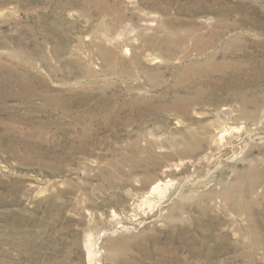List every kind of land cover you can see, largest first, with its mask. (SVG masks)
Masks as SVG:
<instances>
[{"label":"rangeland","instance_id":"obj_1","mask_svg":"<svg viewBox=\"0 0 264 264\" xmlns=\"http://www.w3.org/2000/svg\"><path fill=\"white\" fill-rule=\"evenodd\" d=\"M0 264H264V0H0Z\"/></svg>","mask_w":264,"mask_h":264}]
</instances>
